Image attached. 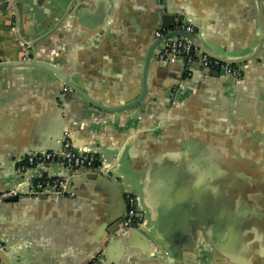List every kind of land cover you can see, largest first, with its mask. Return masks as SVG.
<instances>
[{"label":"crops","instance_id":"0c3cea01","mask_svg":"<svg viewBox=\"0 0 264 264\" xmlns=\"http://www.w3.org/2000/svg\"><path fill=\"white\" fill-rule=\"evenodd\" d=\"M165 1L242 77L152 58L140 104L101 110L65 78L107 109L138 99L159 0H28L38 21L51 17L36 39L29 16L16 25L13 11H0V168L10 172L27 153L52 151L68 131L77 148L110 163L113 180L102 187L76 178L58 198L1 203L8 264H178L159 252L147 214L166 200L170 214L173 200L192 216L235 217L223 234L210 227L204 237L183 238L184 264H264V0ZM27 44L61 76L30 64ZM175 88L178 101L167 106ZM36 167L34 179L67 172L59 162ZM126 192L140 199L142 227L121 223Z\"/></svg>","mask_w":264,"mask_h":264},{"label":"water","instance_id":"95a60500","mask_svg":"<svg viewBox=\"0 0 264 264\" xmlns=\"http://www.w3.org/2000/svg\"><path fill=\"white\" fill-rule=\"evenodd\" d=\"M159 3L162 5L161 8V18L160 20H158L156 26H155V32L157 29L161 28V29H165L167 30V33L163 36V37H156L155 36V41L153 42V44H151V46L149 47L146 57H145V72H144V79H143V90L140 94V97L138 99H135L133 101H130L128 103H123V104H118L116 106H113L111 108L104 107V105H101L95 101H93L91 99V97H89L84 91H82L79 87H77L76 85H74L69 79L64 80L65 85L71 89L72 91H74L75 93H77L78 95H80L81 97H83L86 101H88L92 106L99 108L101 110H105V111H109V112H117V111H124V110H129V109H133L136 106H138L140 104V102L142 101L141 99L145 96L146 94V74H147V65L150 62V60H152V58L155 59V61L157 62V55L160 51V49L166 44V39H183L186 40L188 42H190L191 44H193L195 47H197V49L202 53L205 54L211 58L217 59L223 63L226 64H231V62L226 61L224 59H221L219 57H217L216 55H211V53H209V51L203 47L202 43L199 41L196 33L194 31H186V30H176L174 27L177 24H183V25H192L195 28V22L194 21H190V19H188L190 16L187 15L186 13H179L178 11H171V9L169 8V6L167 5L166 1L163 2V0H159ZM11 10L15 13V24L18 25V23L20 21L26 20L27 16H29V20L32 22V24L34 25L33 29H34V34L35 36L33 37V39H36L39 37L40 32L48 25L51 24V21H49L51 19V17L47 16L45 19H42L40 21H38L35 17V14L33 12L30 11V8L28 6V0H4L0 2V11L1 10ZM154 32V35H155ZM260 40H263L264 37V23L261 24L260 26ZM159 45L158 49L156 50L157 46ZM27 47H29V51L28 54L30 53L32 55V61L30 62V64L32 65H40V66H44L47 67L53 71H55L58 75L61 76V73L58 72V70L50 63L47 62H43V61H38L36 60L35 54H34V48L33 45L31 44H27ZM168 65V64H167ZM165 66V65H163ZM211 73H214L215 75H219L218 71H211ZM231 76V75H230ZM64 78V76H62ZM233 77V76H232ZM68 78V77H67ZM236 78V77H235ZM239 79V78H237ZM172 89V88H171ZM169 91L168 93V104L167 106H174V104L178 101V94L180 93V90L178 88H175L173 90ZM69 137V132H65V135L61 138H59V145L57 146V148H53L52 151H59L62 148V144L63 141ZM73 144V143H72ZM74 147L81 151V149L77 148L75 146V144H73ZM83 152H88V151H83ZM32 153L35 152H31V153H27L26 155H30ZM21 159V157H20ZM19 159V160H20ZM61 164L64 165V167H66L67 172L65 173V175L62 176V179H64L65 181H67L66 186L68 184H71L74 179L78 178V179H82V177L92 183V185H99L102 187H106V185H110V182H112V178L109 176V171L111 170V165L110 163H105L102 162V164L105 165H109L110 167L107 170H99V171H95L93 169H89V168H85V167H81L78 169H74L72 166H69L63 162H59ZM47 164V163H46ZM46 164H43V166H45ZM50 164V163H48ZM34 169H38L37 167H33ZM31 168L27 171H18L17 170V165L16 167H14L13 169H11V171H6V168H0V182L3 184V188L0 190V192L7 190L8 188H11L17 184H20L22 182L25 181H29L31 179L35 178V175L32 173V170L34 171V169ZM31 171V172H30ZM47 174L44 173L43 176H46ZM14 176V180H12V177ZM108 181V182H107ZM166 190L169 189H175V186L170 183V181H167V184L164 183ZM169 184V185H168ZM66 188L64 189L63 193L55 195V194H51L49 195L48 193H41L39 195V197L37 199H47L49 198V196H51L52 198H58L62 195H66ZM137 199V206L139 209V202L140 199L134 195ZM19 197H23V196H13L9 199L0 201V205L3 202H7V201H17L19 199ZM29 198V197H28ZM167 201L163 202V204L160 206H157V211H150L147 214L150 215V221L152 223H156V229L154 230V234L155 237L158 241L157 244V248L159 250V252H161V254H166L170 257H172L173 259L177 260L179 263L178 264H184V260L189 259L188 257H180V254L184 253L186 251L185 247H184V243H183V238H192V237H196V236H201L204 237L205 236V232L208 231V229L211 227H218V230L222 231H227L228 230V224L229 221L231 219H234L235 217H224V216H218V215H211L208 214L206 216H203V214H199L198 216H192L191 214H189V212H187V210L181 208V206H184V204H178L176 205L173 200L172 201V214H170L167 210L166 207L169 208L167 206ZM165 205V206H164ZM139 217L143 218L144 214L139 212ZM123 220V215H121V223ZM143 221V220H142ZM171 224L175 225V226H179V228L181 229V232H179L178 234L174 233L172 228H171ZM139 227H142L139 225ZM167 230H171L174 235H172L170 238H166L163 234L167 231ZM220 233V234H221ZM0 233V261L3 264H8L7 258L5 256V252H4V246H3V241H2V237H1ZM223 234V233H222ZM216 238L219 237V235H217L216 233L213 234ZM168 243V245L164 244V243ZM102 254V253H100Z\"/></svg>","mask_w":264,"mask_h":264},{"label":"built area","instance_id":"2783aa9c","mask_svg":"<svg viewBox=\"0 0 264 264\" xmlns=\"http://www.w3.org/2000/svg\"><path fill=\"white\" fill-rule=\"evenodd\" d=\"M176 30L194 31V27L190 24H177L174 27ZM167 33L165 29H157L156 37H163ZM181 59L187 65L199 63L203 68L211 71H218L222 74L231 75L236 78H241L243 69L237 65L226 64L217 59L211 58L202 54L197 47L190 42L177 38L166 39V44L160 49L157 55V63L167 65ZM63 162L74 169L81 167L93 169L95 171L107 170L110 166L99 162L93 152H83L77 150L71 140L66 138L63 141L62 148L59 151H40L22 157L18 164V171H27L40 164ZM17 184L7 190L0 192V201L9 199L13 196H25L29 198H38L41 193L61 194L66 187L64 179H34L26 187L25 190L19 188ZM143 222L139 217V209L137 206L136 197L126 192L124 195V210L122 225L124 227L142 226ZM0 264H3L0 261Z\"/></svg>","mask_w":264,"mask_h":264},{"label":"trees","instance_id":"16d2710c","mask_svg":"<svg viewBox=\"0 0 264 264\" xmlns=\"http://www.w3.org/2000/svg\"><path fill=\"white\" fill-rule=\"evenodd\" d=\"M42 179H45V178H42Z\"/></svg>","mask_w":264,"mask_h":264}]
</instances>
